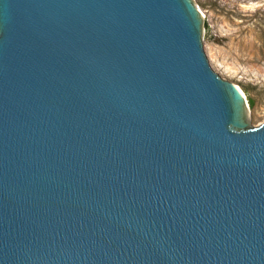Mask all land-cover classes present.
Returning a JSON list of instances; mask_svg holds the SVG:
<instances>
[{
  "label": "water",
  "instance_id": "water-1",
  "mask_svg": "<svg viewBox=\"0 0 264 264\" xmlns=\"http://www.w3.org/2000/svg\"><path fill=\"white\" fill-rule=\"evenodd\" d=\"M192 0H0V264H264V122Z\"/></svg>",
  "mask_w": 264,
  "mask_h": 264
},
{
  "label": "rangeland",
  "instance_id": "rangeland-1",
  "mask_svg": "<svg viewBox=\"0 0 264 264\" xmlns=\"http://www.w3.org/2000/svg\"><path fill=\"white\" fill-rule=\"evenodd\" d=\"M213 70L242 89L249 127L264 122V0H192ZM250 101L252 103H250Z\"/></svg>",
  "mask_w": 264,
  "mask_h": 264
},
{
  "label": "trees",
  "instance_id": "trees-1",
  "mask_svg": "<svg viewBox=\"0 0 264 264\" xmlns=\"http://www.w3.org/2000/svg\"><path fill=\"white\" fill-rule=\"evenodd\" d=\"M250 103H252V102L250 101Z\"/></svg>",
  "mask_w": 264,
  "mask_h": 264
}]
</instances>
